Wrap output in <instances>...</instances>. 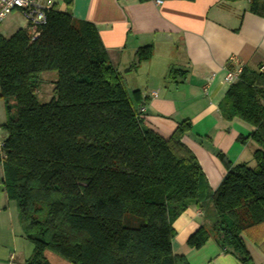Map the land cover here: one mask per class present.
I'll return each mask as SVG.
<instances>
[{"label":"trees","instance_id":"trees-1","mask_svg":"<svg viewBox=\"0 0 264 264\" xmlns=\"http://www.w3.org/2000/svg\"><path fill=\"white\" fill-rule=\"evenodd\" d=\"M71 15L54 5L33 41L22 29L0 35L2 186L32 246L26 264H48L49 252L69 264H188L172 253V223L208 197L212 224L187 245L212 239L251 264L243 236L264 252V75L243 67L218 104L223 120L253 127L240 141L256 145L255 166L229 167L210 193L182 142L189 120L167 139L144 127L96 28ZM152 51L138 49L137 61ZM49 73L52 97L41 103L36 89Z\"/></svg>","mask_w":264,"mask_h":264},{"label":"crops","instance_id":"crops-1","mask_svg":"<svg viewBox=\"0 0 264 264\" xmlns=\"http://www.w3.org/2000/svg\"><path fill=\"white\" fill-rule=\"evenodd\" d=\"M63 1L54 0L60 13L96 28L134 110L144 109L139 115L144 127L167 139L189 120L192 128L182 142L194 154L210 193L229 167L254 162L256 145L240 141L253 127L223 120L218 104L232 85L225 82L230 57L252 71L264 66V0H71L69 6ZM147 46L153 50L151 58L138 62L137 50ZM53 80L55 74L45 78L50 91ZM213 217L209 197L189 206L172 223V253L188 264H241L212 239L199 249L187 245L199 228L211 226ZM243 240L251 264H264V252L251 238ZM31 254L16 205L4 192L0 165V264H26Z\"/></svg>","mask_w":264,"mask_h":264},{"label":"built area","instance_id":"built-area-1","mask_svg":"<svg viewBox=\"0 0 264 264\" xmlns=\"http://www.w3.org/2000/svg\"><path fill=\"white\" fill-rule=\"evenodd\" d=\"M156 3L161 4L162 1L157 0ZM54 5V0H0V25L12 12L18 11L27 24L28 38L33 41L39 35V28L46 24L48 13ZM243 67L236 57H230L226 65L225 82L234 85ZM257 72L264 75V66L259 67ZM152 96L156 97V93H152ZM143 110L139 109V112Z\"/></svg>","mask_w":264,"mask_h":264},{"label":"rangeland","instance_id":"rangeland-1","mask_svg":"<svg viewBox=\"0 0 264 264\" xmlns=\"http://www.w3.org/2000/svg\"><path fill=\"white\" fill-rule=\"evenodd\" d=\"M19 29L25 30L27 33H29L27 24L25 20L21 17V14L18 11H14L9 16H7L1 23L0 35L5 38H8ZM49 75H51V73L47 74L46 76L44 75L41 76V80L36 89L38 100L41 103L48 102L52 97L51 91L49 90L50 87H48L47 82L45 81V78L49 77ZM44 89L45 91L47 89V92H45V96L41 99L38 96V92L40 93ZM5 118L6 117H5L4 102L2 101V99H0V127L4 123ZM4 134H5L4 131L0 129V144L3 142V139L5 137ZM246 165L250 168H253L255 166V162H252L250 165L246 163ZM17 217H18V213H17ZM47 256H48V259H47L48 264H61V263L69 264L67 261L63 260L62 258H60L54 253L49 252L47 253Z\"/></svg>","mask_w":264,"mask_h":264}]
</instances>
